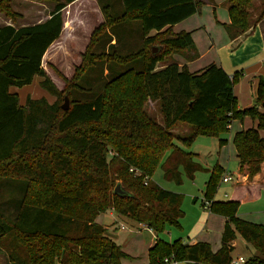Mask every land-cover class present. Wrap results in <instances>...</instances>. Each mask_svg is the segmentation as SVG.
Here are the masks:
<instances>
[{"label": "trees", "instance_id": "obj_1", "mask_svg": "<svg viewBox=\"0 0 264 264\" xmlns=\"http://www.w3.org/2000/svg\"><path fill=\"white\" fill-rule=\"evenodd\" d=\"M75 1H56L49 18L39 24L0 25V180L24 182L18 203L0 206L2 212L12 214L9 220L0 213V249L9 264H121L127 255L96 222L109 210L145 225L156 235L168 225L180 226L182 196L151 181L162 162L166 180L177 185L183 183L181 170L192 181L199 172L210 173L203 207L209 202L211 213L225 217V226L217 251L207 242L191 245L181 239L173 243L158 239L147 251L148 264H165L166 260L231 264L237 235L255 250L245 264H264V225L237 216L238 198L215 201L223 169L204 168L194 154L175 142L192 145L200 136L224 134L234 120L251 117L257 126L237 132L233 145L240 168L246 167L252 179L264 162V112L260 111L264 108V78L258 81L256 105L239 110L234 86L240 72L230 76L211 64L192 73L186 65L171 61L174 54L194 47L193 32L175 34L171 28L195 15L201 2L97 0L104 22L91 35L84 67L95 60L114 59L115 63H136L138 69L114 71L94 97L70 99L68 109L63 110L58 102L61 92L42 69V58L62 33V10ZM254 2L227 0L231 37L253 26ZM3 4L2 9H10L8 3ZM263 18L264 2L259 20ZM130 21L139 25V49L127 55L105 53L106 44L109 48L125 44L117 32ZM95 43L102 45L98 55L92 52ZM153 48L159 51L152 53ZM166 57L169 62L159 67ZM34 76L56 98L52 104L45 98L28 97L22 106L18 95L11 93V88L31 84ZM80 78L69 83L70 90H84L78 84ZM70 90L63 96L70 97ZM148 101L158 103L163 123L147 113L144 104ZM108 105L112 113L107 115ZM179 124L190 126L193 132L188 137L177 136L174 130ZM116 185L125 194L114 193ZM35 187L43 191L42 197H34ZM241 188L252 199L260 197L264 184L236 190ZM74 208L80 216L71 212Z\"/></svg>", "mask_w": 264, "mask_h": 264}, {"label": "rangeland", "instance_id": "obj_2", "mask_svg": "<svg viewBox=\"0 0 264 264\" xmlns=\"http://www.w3.org/2000/svg\"><path fill=\"white\" fill-rule=\"evenodd\" d=\"M2 1V2H1ZM56 1L60 0H0V25H12L14 27L34 25L43 19L47 18L48 13L51 11L53 5ZM201 2L199 11L194 15L189 24L193 26L192 22L202 23V26L206 27V30L200 34V42L206 43L210 42V38L216 45H219L224 38L227 36L217 35L209 26L210 21L213 23L219 21L220 23V13L222 10H217L216 12L211 5L212 0H196ZM261 0H256L255 3L259 4ZM217 4L222 3L223 0H214ZM3 3H8L10 9H2ZM96 0H86L84 2H79L71 6L67 11H63V21L65 25L74 24L73 28L67 29V32L72 33L73 40L71 38H66L63 34V38L55 42L46 51L44 57L42 58V69L46 73L47 77L54 84L56 89L61 92L59 103L60 106L64 104L63 94L69 92V83L75 82L74 80L81 76L78 84L84 89L83 91L73 88L70 90V99L76 97L77 100H87L99 93L102 90V82H107L111 77H113V72H122L130 68L138 69L136 63H115L113 61L105 60H95L90 66H85L83 64L84 52L89 45L91 35L93 31L99 27L98 13L96 11ZM92 6L93 10H90ZM121 5L116 7V12ZM10 12L14 13V16H9ZM226 14V13H225ZM8 17H11L9 19ZM204 23V24H203ZM216 25V24H214ZM139 27L138 22L129 24L126 27L120 28L117 32L118 37L125 41V44H118L115 47H110L105 45V53L109 55L112 54H123L127 55L133 53L139 49L140 44V32L137 30ZM197 27V26H196ZM194 29V28H193ZM196 33V32H194ZM153 33H151L152 35ZM210 34L212 35L210 37ZM66 39L72 40L68 42ZM112 42L111 44H113ZM95 46V47H94ZM93 46L92 52L95 55L100 54L102 45L96 44ZM117 48V49H115ZM120 54V55H121ZM211 56V55H210ZM112 59V58H110ZM211 59V57H210ZM169 57L164 59V62L159 65L164 66L169 62ZM110 63V64H108ZM86 64V62H85ZM110 65V67H107ZM109 74L106 75V73ZM111 72V73H110ZM239 79L234 86L235 96L237 98V108L239 110H245L247 108L253 107L257 103V89L258 83L256 82L255 76L259 79L264 78V64H260L247 67L244 71H239ZM77 77L75 78V76ZM75 78V79H74ZM41 78L34 76L32 83L21 88H11V93H15L19 97L20 105H24L26 98L40 99L45 98L49 104H52L56 98L49 95L45 90H43L39 83ZM101 81L100 85H97V81ZM69 85V86H68ZM147 113L156 119L159 123H163V116L160 112L158 103L148 101L146 104ZM106 114H111L110 105H108ZM260 111L264 112V108L260 107ZM105 114V115H106ZM254 120L251 117H245L242 120H234L233 124L230 126V130L224 134H218L215 136H200L198 137L192 145L182 144L181 141H175L179 147H181L185 152H189L195 155V161L201 164L204 168L212 171L217 166H220L224 174L222 178L233 177V181L229 183H219L217 190L215 192V201H230L233 198L235 200L238 198L241 202L237 216L243 220L251 223L264 225V191L254 198H248V192L244 188L239 189L245 183V177L248 181L253 180L249 177L247 168H239V163L236 159L235 147L233 145L234 135L242 130L252 129L254 126ZM256 127V125H255ZM193 132L192 128L185 124H179L174 133L177 136L184 138L188 137ZM222 141L226 143L222 144ZM169 152L166 154V157ZM164 159V160H165ZM163 160V161H164ZM163 162L154 171L151 176V181L158 184L160 187L167 191H171L180 194L182 197L181 211L184 213L183 217L179 221L180 226L168 225L163 232L158 236V239L165 243H173L176 240H183L185 242L192 241L198 236H202L201 239H205L212 248L218 249L221 246V238L223 227L225 225V217L220 213H211L210 209L203 207V200L206 193V184L210 179L209 172H199L196 174L195 179L192 181L188 179L183 170H181L183 183L177 185L175 182L166 180L163 172ZM223 180V179H222ZM253 185V184H252ZM24 182L21 180H0V206L2 204L16 205L23 196ZM34 197H42L44 193L41 189L37 187L34 188ZM248 198V199H245ZM71 212L76 215L80 212L77 208H74ZM3 216L7 219H12V214L1 211ZM106 213V212H105ZM103 216H98L97 220L99 223ZM120 220L126 223L132 228L137 227V223L120 216ZM210 231V234L207 232ZM117 232L114 234V240H121L124 235H119ZM152 237L148 230L142 229L140 232L134 231L129 236L124 237L121 241L124 245V251L128 255L134 257L132 253L136 254L135 260H127L122 264H141L140 259H144L146 253V247L150 244ZM235 243V251L233 253V258L237 259L242 256L246 261L255 254V250L249 246L245 240L237 235ZM131 252V253H130ZM3 254V255H1ZM8 258L4 252L0 249V264L8 263Z\"/></svg>", "mask_w": 264, "mask_h": 264}, {"label": "crops", "instance_id": "obj_3", "mask_svg": "<svg viewBox=\"0 0 264 264\" xmlns=\"http://www.w3.org/2000/svg\"><path fill=\"white\" fill-rule=\"evenodd\" d=\"M84 1H86V0H76L72 4L68 5L66 8H64L62 10V17H63V11L65 12L71 6L78 4L79 2L82 3ZM263 2H264V0H261L259 4L258 3L256 4L255 2L253 3V6L251 8L252 18L254 21L253 26L246 33H243L242 35L236 36L233 38L230 36L229 31H228V28H230L231 19L229 17V13H228L227 0H223L222 3L218 2L219 4H217L216 2H214V0H212L211 5L213 6L214 11L216 12L219 9V10H222V12L219 14L220 15V23H219V21H216L214 23L212 21H210L209 26L215 33H217V35L219 34L223 38H224L223 35H225V36H227V39L224 38V40L219 45H216L213 42V39H211V38H210V42L201 43L200 37H198V36H200V34L206 30L207 26L206 25H205L206 27L202 26V23H196V21L192 22V24H194V25L191 26L189 23L191 21H193L192 20L194 18V15H193V16L189 17L188 19L182 21L181 23L174 25L171 29L175 34H178L180 32H193L194 47L191 50H186V51L180 52L178 54H174L171 57V61L179 64L180 66L186 65L188 67L189 71L192 73L201 71L202 69L206 68L207 66H209L211 64H216V65L222 67L230 76H232L235 72L244 71L247 67L255 66L258 64H260V66H261L262 64H264V18L259 20V16L261 14V8H262ZM96 3H97V5H96L95 9L98 13V15H97L98 21H99V24H102L104 22V17L102 15V12L100 10V7L98 5L97 0H96ZM90 10H93L92 6L90 7ZM50 12L48 13L47 18L43 19L42 21H40L36 24H39V23L46 21L49 18ZM135 23H137V22L130 21V22H126L123 24H133L134 25ZM214 24H216V25H214ZM70 27L73 28L74 24L69 23L66 26L64 21H63L62 33H61L60 37L58 38V40L63 38L62 37L63 34L65 35L66 38H71L73 40L74 37H73L72 33L67 32V29H69ZM194 32H196V33H194ZM152 33L154 34V32H152ZM211 36L212 35L210 34V37ZM58 40H56L55 42H57ZM68 40H69V42L71 41V43H72V40L66 39L67 42H68ZM210 57H211V59H210ZM254 78L256 79V82L258 83L259 79L256 76ZM10 91H11V89H10ZM255 125L257 126V124L254 122L253 126L255 127ZM261 134L264 137V132H262ZM235 153H236V151H235ZM236 159H237V157H236ZM237 161H238V159H237ZM239 168H240V165H239ZM245 179H246L245 183H247V184H261V185L264 184V162L262 163L261 172L258 173L253 178V180L248 181L247 177H245ZM101 216H103V218H102L103 221H101L99 223V221L96 218V222L105 228L106 235L114 243H116L122 249V251L124 253H125L124 245L121 242L124 239V237L129 236L134 231L140 232L142 229H146L150 232L152 239L150 241V244L146 247L145 256H142L145 258L140 259L141 264H148L147 251L149 250V248L154 243H156V241L158 240V236L156 234H154L150 229H148L143 224H138L137 227H135V228L128 226L126 223H123L120 220L121 219L120 216L117 215L112 210H109L106 213L101 214ZM121 226H123L124 229H121ZM223 230H224V227H223ZM117 232L120 233L119 235H122L121 233L126 234V235H124V237L121 240H119V243L117 242V239L116 240L113 239L114 234ZM207 233L210 234V231ZM201 238H202V236L201 237L198 236L196 239H194L192 241H187V243L194 245V244H197L198 242H207V241H205V239H201ZM234 246H235V243H234ZM220 247H218V249ZM213 250L217 251L214 248H213ZM125 254L127 255V257H126V259L122 260L121 264L127 260L137 259L135 257L136 254H134V253H132V255L134 257L128 255L127 253H125ZM1 255H3V254H1ZM6 264H9V262ZM178 264H186V263H178Z\"/></svg>", "mask_w": 264, "mask_h": 264}, {"label": "built area", "instance_id": "obj_4", "mask_svg": "<svg viewBox=\"0 0 264 264\" xmlns=\"http://www.w3.org/2000/svg\"><path fill=\"white\" fill-rule=\"evenodd\" d=\"M232 181H233V177L229 176V177H225L222 182L223 183H229ZM209 206H210V203L205 201V207L204 208H209ZM121 229H124V227L121 226ZM245 263H246V260L242 256H240L237 259H233L231 264H245ZM165 264H178V262L172 261V260H166Z\"/></svg>", "mask_w": 264, "mask_h": 264}, {"label": "water", "instance_id": "obj_5", "mask_svg": "<svg viewBox=\"0 0 264 264\" xmlns=\"http://www.w3.org/2000/svg\"><path fill=\"white\" fill-rule=\"evenodd\" d=\"M159 51L158 48H153L152 53H157ZM63 110H67L69 107V102L67 96L64 97V104L61 106ZM114 193L123 195L125 192L121 189L120 185H116L114 188Z\"/></svg>", "mask_w": 264, "mask_h": 264}]
</instances>
